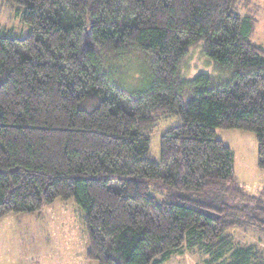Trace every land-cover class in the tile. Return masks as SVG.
<instances>
[{
    "label": "trees",
    "instance_id": "16d2710c",
    "mask_svg": "<svg viewBox=\"0 0 264 264\" xmlns=\"http://www.w3.org/2000/svg\"><path fill=\"white\" fill-rule=\"evenodd\" d=\"M10 1L28 32L0 27V219L72 199L97 264H162L183 247L223 257L251 207L204 196L254 198L235 183L216 129L254 133L264 169V49L234 0ZM85 31L94 47L81 53ZM200 42L230 76L182 77ZM131 52L151 66L138 94L112 66ZM172 118L155 162L151 132ZM254 249H237L229 264H249Z\"/></svg>",
    "mask_w": 264,
    "mask_h": 264
},
{
    "label": "rangeland",
    "instance_id": "374dc122",
    "mask_svg": "<svg viewBox=\"0 0 264 264\" xmlns=\"http://www.w3.org/2000/svg\"><path fill=\"white\" fill-rule=\"evenodd\" d=\"M21 14L17 15V11ZM233 10L248 18L252 31L250 40L264 49V0H234ZM23 9L10 0H0V27L12 31L16 37L25 36L28 27L22 22ZM94 47L90 35L83 32L79 52ZM204 43L190 47L181 64V75L191 79L207 74L222 80L230 76L215 70L212 61L203 54ZM115 59V58H114ZM115 65V66H114ZM118 83L129 93L145 90L151 80V66L142 53L131 52L118 57L112 64ZM179 124L177 118L160 121L150 135V156L159 162L160 137L169 128ZM216 138L230 148L233 154L235 183L254 201L247 202L230 194L208 192L204 200L210 204L251 207L245 224L229 231L233 241L223 257L209 254L198 248L183 247L171 254L162 264H229L239 248L253 246L249 264H264V229L258 223L264 219V169L256 163L255 134L239 129L217 128ZM253 218L254 221L252 220ZM89 240L82 209L74 200H55L51 205L31 214H9L0 219V264H97L87 258Z\"/></svg>",
    "mask_w": 264,
    "mask_h": 264
}]
</instances>
